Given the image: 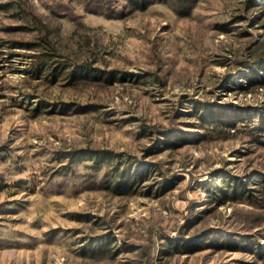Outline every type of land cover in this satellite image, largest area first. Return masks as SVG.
<instances>
[{"label": "rangeland", "instance_id": "1", "mask_svg": "<svg viewBox=\"0 0 264 264\" xmlns=\"http://www.w3.org/2000/svg\"><path fill=\"white\" fill-rule=\"evenodd\" d=\"M0 264H264V0H0Z\"/></svg>", "mask_w": 264, "mask_h": 264}, {"label": "trees", "instance_id": "2", "mask_svg": "<svg viewBox=\"0 0 264 264\" xmlns=\"http://www.w3.org/2000/svg\"><path fill=\"white\" fill-rule=\"evenodd\" d=\"M103 154H105V153H103ZM119 185H121V183H119Z\"/></svg>", "mask_w": 264, "mask_h": 264}]
</instances>
